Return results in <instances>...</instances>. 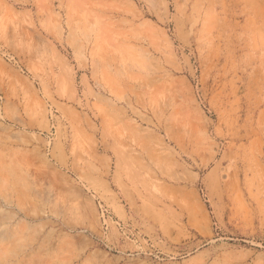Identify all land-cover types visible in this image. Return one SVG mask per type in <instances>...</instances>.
Listing matches in <instances>:
<instances>
[{
	"label": "rangeland",
	"instance_id": "rangeland-1",
	"mask_svg": "<svg viewBox=\"0 0 264 264\" xmlns=\"http://www.w3.org/2000/svg\"><path fill=\"white\" fill-rule=\"evenodd\" d=\"M15 136L68 199L19 214L25 161L0 149V264L21 219L82 245L33 264L264 263V0H0V148Z\"/></svg>",
	"mask_w": 264,
	"mask_h": 264
},
{
	"label": "crops",
	"instance_id": "crops-1",
	"mask_svg": "<svg viewBox=\"0 0 264 264\" xmlns=\"http://www.w3.org/2000/svg\"><path fill=\"white\" fill-rule=\"evenodd\" d=\"M35 136H15L11 142L4 143L1 150L17 154L18 158L25 161L20 165L17 173L16 181L12 182V187L17 191L12 198V204L19 214L28 216L32 212L40 213L46 210V205L56 206V203L67 200L68 196L63 194L49 195L45 191L48 188L51 190V183L47 182L44 174L49 170L48 167L41 165L35 170L34 167L28 166L31 157L37 153L35 145ZM77 146V144H76ZM74 151L76 147L74 144ZM52 192V191H51ZM68 205L61 211L68 224L74 227L80 226L82 223V204L76 200L67 202ZM16 246L19 252V263H44L50 258V254L57 253V246L64 244V249L68 248L73 256V261L82 253V245L74 242L70 238L61 237L57 243H51L50 236L39 232L32 224L21 219L15 225ZM69 243V244H68ZM63 251V250H62ZM61 251V253H62ZM52 252V253H51ZM61 263V262H59ZM255 264H264L261 261Z\"/></svg>",
	"mask_w": 264,
	"mask_h": 264
}]
</instances>
